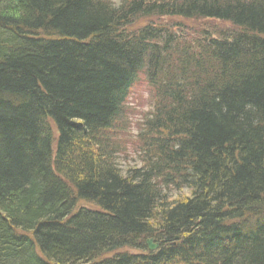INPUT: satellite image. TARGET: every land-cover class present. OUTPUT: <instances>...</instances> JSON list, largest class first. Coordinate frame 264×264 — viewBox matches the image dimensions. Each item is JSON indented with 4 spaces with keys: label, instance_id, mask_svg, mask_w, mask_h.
<instances>
[{
    "label": "trees",
    "instance_id": "1",
    "mask_svg": "<svg viewBox=\"0 0 264 264\" xmlns=\"http://www.w3.org/2000/svg\"><path fill=\"white\" fill-rule=\"evenodd\" d=\"M0 264H264V0H0Z\"/></svg>",
    "mask_w": 264,
    "mask_h": 264
},
{
    "label": "rangeland",
    "instance_id": "2",
    "mask_svg": "<svg viewBox=\"0 0 264 264\" xmlns=\"http://www.w3.org/2000/svg\"><path fill=\"white\" fill-rule=\"evenodd\" d=\"M117 2L118 0H112ZM150 20H142L140 25ZM162 22H168L171 24L180 23L184 26L185 31L193 36L195 32L201 29H210L211 31H218L222 29H229L230 27L226 24H222L216 20H183L180 18L162 19ZM154 103V96L151 90L146 86L145 82L140 78L136 81L134 86L131 88L128 98L124 104V113L122 122L114 128L115 133L113 134V142L118 141L114 156L116 163L122 168L127 169L134 166H140V151L138 146L139 133L142 131V124L146 118L149 117V112ZM121 120V118H120ZM186 193V192H185ZM177 193H173L171 196H175ZM81 207H91L86 203H81ZM152 244H155L152 241Z\"/></svg>",
    "mask_w": 264,
    "mask_h": 264
},
{
    "label": "water",
    "instance_id": "3",
    "mask_svg": "<svg viewBox=\"0 0 264 264\" xmlns=\"http://www.w3.org/2000/svg\"><path fill=\"white\" fill-rule=\"evenodd\" d=\"M152 241L153 240H147V242H146V244H147L146 246H147L149 251H154L158 248V244H152Z\"/></svg>",
    "mask_w": 264,
    "mask_h": 264
},
{
    "label": "bare ground",
    "instance_id": "4",
    "mask_svg": "<svg viewBox=\"0 0 264 264\" xmlns=\"http://www.w3.org/2000/svg\"><path fill=\"white\" fill-rule=\"evenodd\" d=\"M147 240H152V239H150V238L146 239V240H145V245H147V244H146Z\"/></svg>",
    "mask_w": 264,
    "mask_h": 264
}]
</instances>
